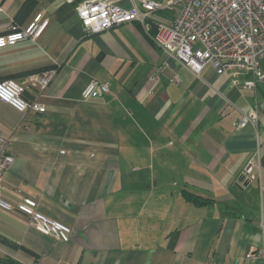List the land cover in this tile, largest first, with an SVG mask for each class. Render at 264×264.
I'll list each match as a JSON object with an SVG mask.
<instances>
[{
    "label": "crops",
    "instance_id": "1",
    "mask_svg": "<svg viewBox=\"0 0 264 264\" xmlns=\"http://www.w3.org/2000/svg\"><path fill=\"white\" fill-rule=\"evenodd\" d=\"M111 1L141 9L140 0ZM74 7L0 0V36L37 13L48 20L35 41L0 49V81L56 71L41 97L22 95L44 113L0 102L14 157L5 199L14 205L19 190L72 231L62 243L0 211V264H259L245 259L264 247L258 184L239 177L259 150L264 188V110L256 126L235 124L264 104V82L241 89L210 67L195 76L158 49L156 21L172 13L87 36ZM91 79L109 93L82 100ZM182 191L212 201L194 205Z\"/></svg>",
    "mask_w": 264,
    "mask_h": 264
},
{
    "label": "built area",
    "instance_id": "2",
    "mask_svg": "<svg viewBox=\"0 0 264 264\" xmlns=\"http://www.w3.org/2000/svg\"><path fill=\"white\" fill-rule=\"evenodd\" d=\"M75 4V11L84 35H98L109 29L129 23L142 25L152 20L157 12L172 13L170 22L156 21L154 45L180 65L199 76L205 67L218 75L230 77L234 84L253 90L264 82L260 61L264 57V0H140L141 9L135 5L122 9L111 0H65ZM1 10V8H0ZM48 24L37 13L24 27L11 24L6 34L0 36V49L25 41H35ZM241 73L251 77L240 81ZM56 74L50 70L32 74L26 82L0 81V102L25 115L32 111L44 113L45 107L38 98L23 99L27 89H36L39 97ZM175 79V78H174ZM176 80V79H175ZM109 93L108 84L91 79L81 93L83 100L97 99ZM264 104H255L235 124L236 129L247 125L256 126ZM11 135H0V211L23 219L39 234L62 243L70 241L71 228L44 214L35 198L16 192L17 202L12 205L5 199L6 177L14 161L10 153ZM240 182L258 184L261 201L260 227L264 230V188L260 184V152H254L240 173ZM245 259L264 264V247L254 253H246Z\"/></svg>",
    "mask_w": 264,
    "mask_h": 264
},
{
    "label": "trees",
    "instance_id": "3",
    "mask_svg": "<svg viewBox=\"0 0 264 264\" xmlns=\"http://www.w3.org/2000/svg\"><path fill=\"white\" fill-rule=\"evenodd\" d=\"M76 4V3H75ZM106 96V95H104ZM103 97V96H102ZM101 97V98H102ZM80 99L81 98V94H80ZM83 100V99H82ZM252 183H256V182H252ZM250 184V183H249ZM182 197L184 198V200H186L187 202H191L192 204L194 205H198V206H201V205H206L208 203H211L212 200L210 199H205V198H202L198 195H194L188 191H182Z\"/></svg>",
    "mask_w": 264,
    "mask_h": 264
},
{
    "label": "rangeland",
    "instance_id": "4",
    "mask_svg": "<svg viewBox=\"0 0 264 264\" xmlns=\"http://www.w3.org/2000/svg\"><path fill=\"white\" fill-rule=\"evenodd\" d=\"M53 70H54V69H53ZM55 75H56V74H55ZM54 77H55V76H54ZM29 89H30V88H29ZM32 89H33V88H32ZM84 89H85V88H84ZM84 89H83V90H84ZM34 90H36V89H34ZM36 91H37V90H36ZM81 93H82V92H81ZM6 105H7V104H6Z\"/></svg>",
    "mask_w": 264,
    "mask_h": 264
}]
</instances>
